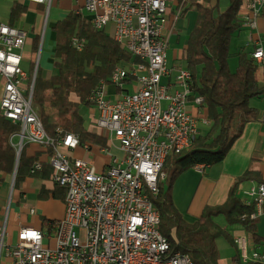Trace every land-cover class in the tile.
Instances as JSON below:
<instances>
[{"label":"built area","instance_id":"built-area-1","mask_svg":"<svg viewBox=\"0 0 264 264\" xmlns=\"http://www.w3.org/2000/svg\"><path fill=\"white\" fill-rule=\"evenodd\" d=\"M51 6L53 0H22ZM88 11L92 25L108 31L137 61L123 62L115 68L110 82L90 96L96 109L95 129L109 141H117L122 155L108 154L104 169L89 159L69 155L79 147L94 149L92 143L81 145L80 136L57 129L56 138L45 130L32 106L34 74L23 66V50L28 39L25 27L0 23V79L3 92L1 112L21 130L15 146L24 144L54 147L49 158L52 181L66 188L65 213L55 234L37 226L18 230V240L8 244L6 219L0 228V257L4 250L12 264H196L190 254L172 251L169 239L161 232V216L152 195L164 179L163 165L172 152L188 148L208 124L201 95L191 96V71L182 65L173 85L164 84L171 74L168 60L171 0H78ZM244 25L257 29L264 10V0H244ZM81 5L75 8L82 13ZM182 14L179 8L176 16ZM110 26V27H109ZM85 40L73 38L81 50ZM253 57L264 65V46L259 40ZM113 86L111 92L110 86ZM132 88L133 91L130 90ZM36 162L32 171L40 169ZM14 187V184H12ZM242 199L253 206L243 219H257L264 214V182L251 183L242 190ZM30 213H36L31 207ZM234 231L240 257L247 264H264L260 250L241 224ZM48 240V244L44 240Z\"/></svg>","mask_w":264,"mask_h":264},{"label":"trees","instance_id":"trees-1","mask_svg":"<svg viewBox=\"0 0 264 264\" xmlns=\"http://www.w3.org/2000/svg\"><path fill=\"white\" fill-rule=\"evenodd\" d=\"M46 6H42L44 10ZM188 10L197 11L196 23L188 35L184 48V61L191 71V96L201 95L204 99L199 106L205 110L209 128L197 135L192 144L180 152H172L167 157L159 181V191L151 198L159 210V228L169 239L172 251L190 254L196 264H219L221 258L217 240L224 237L237 248L232 233L219 221L223 216L230 225L241 224L260 244L263 238L257 231V219L246 218L253 211L239 194L241 183L250 179L264 182L259 172L247 171L238 177L231 187L227 199L220 204H206L201 215L188 221L173 199V189L178 177L185 171L202 164L215 165L222 162L235 141L243 134L246 124L261 118V111L251 105L253 98L264 95V84L260 83L261 67L245 47L230 50L233 35L246 28L243 21L244 0H229L228 6H220V0H188L183 14ZM28 11V6L15 0L9 13V24L14 23ZM264 16V10L262 13ZM34 29V28H33ZM56 42L54 67L56 72L49 77L43 75L39 65L35 78L32 106L41 119L47 133L56 138L57 129L63 133L73 132L80 136L81 145L90 142L109 147V140L95 129L96 113L91 124L85 121L81 106H93L92 93L102 82L109 83L117 65L137 61L105 29L95 28L89 19L75 10L66 17L57 19L54 25ZM85 40L81 50L73 44V38ZM41 34L32 39L33 57L30 61L31 79L35 71L36 54L39 50ZM236 56L238 65L229 66V58ZM21 130L0 111V183L10 179L17 169L15 191L27 179H41L43 184L38 197L65 202L66 188L52 181L53 167L49 158L54 147L42 146L34 154L28 152L31 143L24 144L19 163L18 151L13 136ZM41 146V145H40ZM45 153L47 159H41ZM42 167L32 171L36 162ZM50 184V186H49ZM22 192V191H21ZM60 219L42 220L44 232L55 234ZM237 264L244 263L240 253L234 256Z\"/></svg>","mask_w":264,"mask_h":264},{"label":"crops","instance_id":"crops-1","mask_svg":"<svg viewBox=\"0 0 264 264\" xmlns=\"http://www.w3.org/2000/svg\"><path fill=\"white\" fill-rule=\"evenodd\" d=\"M15 1V0H14ZM24 4L28 6V8L31 7H42L46 6L45 4H40L36 2H30V1H22ZM60 1V0H59ZM14 3V2H13ZM13 4H11L12 7ZM170 10H169V28L167 29V34L169 35V45L171 39L174 37L175 41L179 44L178 48L175 49V51L172 53V56L169 57L168 52V60L171 67H174L171 74L164 77L163 83L164 84H172L175 81L176 73L182 65H185L184 61V48L188 42V35L193 29L196 20H197V11L195 10H188L185 14H182L180 16H176L178 10H179V0H171L170 2ZM10 7V9H11ZM51 9V7H50ZM50 9L47 11V13L43 16H45V22L46 18L48 19V22L50 21L51 11ZM75 10V9H73ZM30 12V11H29ZM29 12H26L21 18H23L25 15H27ZM10 13V12H9ZM57 13L59 15V11L57 10ZM61 13V11H60ZM42 12L39 11V15L36 18V22L33 23H39L40 29L36 28V24H32L31 26L28 24H25L22 22L21 18H19L14 25L25 27L28 29V39L25 44L26 46H29L32 50V39L35 37L36 33H40L42 37V28H43V21L41 18ZM9 16H0V23L2 22H8ZM56 22V21H55ZM55 22H53V27L55 25ZM46 25V23H45ZM110 27V26H109ZM34 28V29H33ZM248 27H246L247 29ZM32 36L30 33H32ZM29 36H31L29 38ZM250 45H252V50H254L256 43L260 40L261 43L264 46V16H261L258 20V27L257 29L250 31ZM43 41L41 43L39 48L41 49ZM24 47L23 50V57L27 56L30 59L33 57V52L27 51ZM169 49V47H168ZM54 56V53H53ZM37 57V56H36ZM24 61V59H23ZM54 62V57H53ZM24 66V63H23ZM41 66V65H40ZM27 70V69H26ZM43 70V75L49 77L50 73H47L45 69ZM28 71H30V68H28ZM260 77V83L264 84V66L261 67V70L259 72ZM3 80L0 79V100L3 92ZM177 88V85H173L171 90H174ZM113 88L111 89L112 92ZM259 98L258 103H254L251 105L258 108L261 111V118L258 120L250 121L246 124L243 134L235 141L234 145L232 146L231 150L225 157V159L217 163L215 165L211 166H205V165H198L195 168H191L185 172H183L178 179L175 182L174 189H173V199L175 201V204L179 208V210L183 213L184 217L188 221H194L196 220L201 213L203 212L204 207L206 204H220L223 203L229 194V191L233 184L235 183L236 179L240 176H242L247 171H254L259 172L264 179V95ZM253 100V99H252ZM251 100V101H252ZM255 102V101H254ZM1 103V102H0ZM1 111V106H0ZM96 113V109L94 111ZM93 113V114H94ZM18 137L15 138V142H17ZM90 143V142H89ZM109 150L112 154H116L121 156L122 151L120 149V146L117 141H109ZM94 146V149L92 150H86L84 147H79L72 152L74 153V156L86 158L91 160L96 167L99 170L104 169L106 162L108 160V154L105 155L103 152L100 151L99 145L92 144ZM42 146L31 143L28 147V152L30 154H34L37 151H41ZM65 152V151H64ZM41 159L46 160L47 155L45 153L41 154ZM35 181H39L40 188L43 184V180L35 178V179H27L24 183L21 185V190H17V195H20V198H26V197H33V194H36V197L39 199L38 194L40 191V188L35 193L33 186H31L32 183ZM10 184V193L8 197V202L6 203V206L0 207V228L2 227L6 215H7V208H9L8 217H7V239L10 237V233L8 230V225L10 222L9 219V213H10V206L15 196V188L12 185V176L10 179L5 180L3 183H0V188L3 186H8ZM259 182L257 179L253 178L247 181H244L241 183L239 187V194L242 197V190L244 188H248L251 183ZM50 186V184H49ZM1 190V189H0ZM22 191V192H21ZM30 194V195H29ZM18 199V200H19ZM49 200H55L60 202L63 205V208L65 206L64 202L60 200H56L53 198L48 199ZM39 202V201H38ZM31 207H34L36 209V213L32 214L30 213L29 209ZM21 210L25 213H28L32 216H37L38 210L36 208V205L33 204V199H26L24 204L22 205ZM63 213V210H62ZM224 217L220 216L218 218V221L224 225L222 222L224 221ZM30 223H34V226L41 227L42 222L39 219L38 221L33 220H19V229L22 226L30 225ZM226 228L232 233L234 236V231L241 230L242 227L238 224L235 225H226ZM251 234V233H250ZM252 235V234H251ZM253 237V236H252ZM223 237H219L217 240V245L219 247L220 251V260L219 264H237L234 261V256L239 254V251L236 249L235 246H233L231 243L228 242L226 238L225 240L222 239ZM8 242V241H7ZM257 247H260V244H257ZM238 248V247H237ZM261 250V249H260ZM264 251V249H263ZM0 264H12V259L8 254L6 253V250H4L2 256L0 257Z\"/></svg>","mask_w":264,"mask_h":264},{"label":"rangeland","instance_id":"rangeland-1","mask_svg":"<svg viewBox=\"0 0 264 264\" xmlns=\"http://www.w3.org/2000/svg\"><path fill=\"white\" fill-rule=\"evenodd\" d=\"M187 1L188 0H179V7L181 8L182 12L184 11L186 5H187ZM14 0H0V16H9V12H10V7L11 4H13ZM229 0H220V6L223 8H226L228 6ZM79 1L78 0H53L52 4H51V9L50 7L47 5V8L45 7L44 10L42 9V7H31L28 8L29 12L27 15H25L23 18H21L22 22H24L25 24H28L31 26L32 24H36V28L40 29V25L39 23H33L34 21L36 22V18L39 15V11L42 12L43 14H41V18L44 15V13L46 14L47 11L50 9L51 11V16H50V21L48 22V17L46 18V22H45V16H43L44 21H43V28H42V37H41V43L43 41V44L41 49L39 48L38 52H37V57L35 60V67L39 65H41L42 69H45L47 73L53 74L56 72V69L54 67L53 64V53H54V49H55V42H56V32L54 30L53 27V22H55L57 19H61L66 17V15L68 14L69 11L73 10V9H77L79 8ZM57 10L59 11V15L57 13ZM81 10H82V14L84 15L85 18L89 19L90 15L88 13L87 10H85L84 7H82L81 5ZM61 11V13H60ZM42 18V20H43ZM46 23V25H45ZM108 31H112L111 28L108 29ZM250 28H243L240 31L236 32L232 39H231V43H230V50L231 51H237L242 47H245V49L247 51H253L252 50V45H250ZM34 32L30 33L31 36ZM29 36V38L31 37ZM179 44L175 41L174 37L171 39L170 41V45H169V57L172 56V53L175 51L176 48H178ZM25 49L27 51H30V47L26 46ZM30 61L31 59L27 56L24 57V68L28 70V68H30ZM238 65V58L236 56H232L229 58V66L232 69H235ZM163 81L164 78H163ZM110 89L113 88V86L111 85L109 87ZM131 91L132 88H130ZM259 98H253V100L251 101L252 104L254 103H258ZM255 101V102H254ZM95 111V107L94 106H87V105H82L81 106V113L85 118L86 123L88 124V126H90L91 124V118L92 115ZM209 128V124H203L201 126V131L205 132L207 129ZM17 138V137H16ZM63 151L67 152L69 155L74 156V153L72 151H69L68 149H62ZM13 178V175H12ZM10 182L8 186H3L0 188V207L2 206H6L7 202H8V197H9V193H10ZM31 186H33L35 193L37 192V190L40 188V183L39 181H35L34 183L31 184ZM30 195V194H29ZM33 197H36V194H33ZM20 195H17V191L15 193L14 199L11 203L10 206V213H9V225H8V230L10 233V237L7 239L8 244H15L18 240V230H19V220H35L38 221L39 219L42 220L44 218H48V219H60L64 216L65 213V206L63 208V205L55 200H38L37 198H33V197H26V198H20ZM19 199V200H18ZM26 199H33V204L36 205V208L38 210V214L37 216H32L28 213H24L21 208L22 205L24 204V202L26 201ZM39 201V202H38ZM63 210V213H62ZM224 224V226L226 227V225H228V223L224 220L222 222ZM257 231L259 233V235L263 238V240L260 243V247L259 249L263 250L264 249V214H262L261 216L258 217L257 220ZM30 225L34 226V223H30ZM223 240L224 237L222 238ZM45 244H48V240L45 239L44 240Z\"/></svg>","mask_w":264,"mask_h":264},{"label":"water","instance_id":"water-1","mask_svg":"<svg viewBox=\"0 0 264 264\" xmlns=\"http://www.w3.org/2000/svg\"><path fill=\"white\" fill-rule=\"evenodd\" d=\"M37 67H38V66H37ZM36 72H37V70H36ZM34 85H35V81H34ZM21 151H22V149H20V150L18 151V163H19V159H20ZM16 173H17V169H16V171L14 172V174H13V178H12V184H14V185H15Z\"/></svg>","mask_w":264,"mask_h":264}]
</instances>
